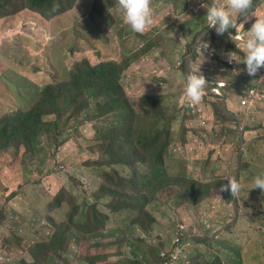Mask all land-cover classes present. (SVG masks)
<instances>
[{"label":"rangeland","instance_id":"374dc122","mask_svg":"<svg viewBox=\"0 0 264 264\" xmlns=\"http://www.w3.org/2000/svg\"><path fill=\"white\" fill-rule=\"evenodd\" d=\"M221 1L226 3V0ZM181 2L182 0H152L153 19L156 20L151 24L150 41H143L137 47L135 39H140L136 35H124L128 29L121 25L118 26L119 29H113V35L107 39L108 27H116L118 23V0H77L72 9L48 22L25 18L24 15L28 13L25 0H19L16 5L11 3L8 12L0 10V119L28 111L37 101V92L49 83L53 87L55 104L66 102L72 94L73 81L67 80L70 76L69 69L61 61L70 59L66 51L69 47L60 40L64 34L56 33L53 29L74 27L77 34H74L76 38L72 42V52H80V57H87L93 63L112 59L121 64L123 53L129 55L125 58L137 55L133 65L123 72L121 83L126 89L132 86L133 92L141 96H145L150 83L154 94H158L163 102V108L158 110L159 115L165 109L167 115L177 116L179 126H172L169 136L172 146L167 149V157L159 173L164 170L167 175L179 177L178 172L184 169L185 179L206 185L221 178L226 179L225 176L253 179L254 175L264 172V102H251L242 107L239 105L241 97L233 91L230 95L227 93L226 99L219 105L215 99L202 98V103L194 105L193 109L200 110L204 116H212L213 125L200 124L189 114L188 119L203 129L187 121L182 110L189 106L183 92L185 82L182 67L188 73L191 70L199 72L196 61L204 64L207 58L198 57L195 60L189 57L182 42L191 41V45L195 42L201 47L202 37L210 44L214 28L201 31L206 25L203 18L206 10L197 9L196 15L192 11L184 12L178 8ZM253 10L257 15L264 16V0L253 1ZM99 12H102L103 17ZM254 19L253 16L247 21L251 24ZM88 25L94 26L97 31H103L101 39H96L97 44L90 40L80 41V29L87 28ZM193 25H197L198 30H191ZM94 28H87V33L96 34ZM24 31L37 34L33 43H27L28 37ZM186 31L188 37H183ZM47 34L49 44L45 42ZM215 36L216 43L221 47L223 36L216 32ZM59 42L60 47L56 49ZM206 71V68L200 69V74L204 75L207 83L221 78L229 81L227 76L215 78L205 74ZM257 75L252 85L257 86L258 90H264V71L261 69ZM88 94V91H84L77 102L67 107L62 117H55L47 112L46 108L49 109L52 105L41 110L44 123L36 133L35 150L27 151L24 146L18 147L15 144L8 149L0 148V264H23L22 261L31 264L36 261L38 264H87V251H91V255L105 258L109 254L98 253L97 247L101 250L111 242L114 246L119 242L123 243L126 236L134 239V248L130 254L126 253V258L117 253L116 257L111 258H117L114 262L118 264H172L170 259L173 256L177 258L176 262L182 261L198 250V246L192 248V243L199 236H206L211 240L204 254H212L205 257L207 262L219 257L224 264H264V206L260 209L251 206L244 209L241 203L233 211L220 210L216 218L211 219L213 209L210 206L217 203L215 197L208 200L215 194L212 193L213 189L195 205L186 199V188L154 192L156 195L174 192L176 196L180 193L185 202L177 206L172 199L147 203L145 209L155 224L144 221L142 225L130 227L120 223L130 213H115L119 198L115 195L113 185L104 190L101 188L110 185L111 180L117 181V173L130 178L133 172L125 165L116 166L117 169L108 168L105 171L107 175L95 168L105 166L107 152L120 150L117 147L120 142L117 136L121 133L120 129L125 127L123 111H115L110 99H88ZM228 98L231 103H227ZM112 114L116 117L110 121L108 117ZM118 117L123 120L122 125L115 124ZM220 117H223V121ZM56 118L59 133H62L60 136L58 130L51 133L47 130L48 124ZM228 120L231 122L226 124ZM233 120L235 124L232 123ZM102 122L106 123V130H118L114 144L109 140H102V135L95 139L94 125L100 126ZM206 126L214 128L209 131ZM1 145L0 140V147ZM127 146L129 149V144ZM132 163L134 167L138 165L139 169H145L136 160ZM62 166H65L67 172L61 169ZM87 168L93 170L94 176L88 178ZM119 189L134 196L143 193L141 187L132 184ZM246 190L247 185H242L240 195L245 197ZM258 196L264 198V192H260ZM86 199L90 201L88 210L94 218L93 208H96L108 218L106 228L109 231L116 230L119 235H124L112 239L102 238L99 241L92 238L93 233L90 231L94 228L93 219L81 211ZM251 201L256 203L254 199ZM259 201L264 203V199ZM128 202L137 205L134 200ZM47 204H54L49 221L46 220ZM239 208L244 209V220L234 224L236 232L226 230L224 226L236 217ZM259 217L261 220L257 224L258 230L253 232L251 224ZM118 226L124 227L116 229ZM62 230L74 234V238L57 254L45 256L38 246L47 242L54 231ZM218 231L221 232L219 239H226V243L231 245L232 255L236 256L234 261L227 260L231 256L229 249H218L216 246L213 249L211 246L216 240L219 241L216 238ZM191 236L189 250L184 252L180 251L181 247H176L174 252L170 251L173 242H180L175 237H185L184 240H188ZM84 241L95 247L85 250ZM129 242L133 244L132 240ZM161 253L165 254L164 257L160 256ZM95 262L100 264L98 262L102 261Z\"/></svg>","mask_w":264,"mask_h":264},{"label":"trees","instance_id":"16d2710c","mask_svg":"<svg viewBox=\"0 0 264 264\" xmlns=\"http://www.w3.org/2000/svg\"><path fill=\"white\" fill-rule=\"evenodd\" d=\"M19 0H0V10L7 12V10L11 7V3L16 5V2ZM256 1V0H254ZM77 0H25L26 6L28 9L35 11L43 16L44 22H48L53 18L67 12L69 9L72 8L74 3ZM209 3L212 0H208ZM217 3H225L221 0H216ZM201 0H182L179 5V9H182L184 12H193V14H197L198 11H194L195 8L204 9L200 6ZM1 15V13H0ZM103 17V15L101 14ZM156 20L153 19V23ZM242 20V17L238 18V21ZM193 20H190L192 22ZM251 26L250 22L247 21V27L244 23V28L247 29ZM151 25H149L143 33H136V37L140 40L135 39V47L139 46L143 41L149 42L150 41V33L151 32ZM197 25H193L191 30H196ZM207 29V25H204L200 30L204 31ZM198 30V29H197ZM188 31V30H187ZM183 37H188V33ZM229 31L235 32V29H230ZM243 30H241L242 32ZM190 32V31H189ZM103 31H97V40L101 39ZM24 34L28 37L26 39L27 43H32L33 35L28 31H24ZM95 39V42H96ZM109 39V37L107 38ZM194 39V38H193ZM192 39V41H193ZM210 46L212 47V51L214 53L213 56V63L216 65H220L215 68H211V66H203L198 65L201 69L206 68L205 74H210L215 76V78H221L220 75L227 76L229 81L225 82V96L227 93L230 95L232 94V88L237 85H241L243 87L251 86L254 83V79L258 76H249L246 75V72L243 71L244 63L241 61L240 64V71L235 72L233 71V67L228 65L227 62V53L232 52L233 56L237 59L243 58V50L236 46V43L227 38V33L223 35L222 38V46L219 47L216 43L217 37L215 36V30L213 29V34L210 37ZM183 46L186 47V51L188 52L189 57H193L196 59V55L192 53L193 45H191V41L182 42ZM242 43V41H237V44ZM19 45V43H17ZM97 44V42L95 43ZM23 47H26L25 43H22ZM151 46V43L148 45ZM214 49V50H213ZM221 49V52L219 50ZM129 56L127 53L122 54V62L121 64L115 61H108L99 64V66H91L88 61L86 60L81 64L83 67L79 70L77 74V68L75 73L70 74L73 77L72 79V88H71V95L66 100L65 103L62 104H55L54 96H53V87L46 86L40 95V99L38 103L32 107L30 110L26 112H21L15 116H5L0 119V140L2 141L1 149H8L15 144L18 147L24 146L27 151H33L36 149L35 141H36V133L38 129L42 126L43 122V114L41 110L48 105H52L49 109L46 108L47 112L55 117H62L64 112L66 111L67 107L73 105L77 100L82 96L84 91H88L89 94L87 96L88 99L100 100V99H110L112 104V108L115 111L121 112L123 111V117L125 122V127L121 128V133L117 136L118 130L115 129L114 132L111 130L105 129L104 122L101 125H94V129L96 131L95 139H99V136L102 135L101 139L104 141L109 140L111 144L116 142V136L120 140L117 144L119 147V151H109L106 153L105 159V166L95 168L97 170H101L104 175H107L105 172L108 168H116V166L125 165L128 166L132 172L133 176L127 178L125 176L119 175L117 173V181H110V185H104L101 189L104 190L105 188L113 185V190L115 192L116 197L119 198V203H117V210L115 213H130L126 216V218H122L120 223H123L124 226L134 227L138 224H143L144 221H148V223L155 224L154 220L150 218L149 212L145 209L147 203H151L152 201L161 200L166 202L170 199L175 200L174 205H180L183 203V197L178 193L168 192L164 195H156L154 192H158L164 189H180L186 188L187 189V200L192 204H198L201 202L205 196H208L211 190L213 189L212 193H215L211 196L208 200H217V203H212L210 206L213 211H211V219L216 218L217 212L220 210H229L233 211L234 207H238L242 200L245 197L241 196L239 193L238 197H232L230 191H221V185L227 184V179H219L213 183H207L206 185H202L200 183H195L192 180L185 179V170L182 169L178 172L180 175L177 176H170L167 175L164 170L160 173L159 171L162 169L164 164V160L167 157V149L168 147L172 146L169 136L172 129L173 124L175 126H179L178 118L175 115H167L166 110L163 109L159 115V111L163 108V102L160 100L158 94H154V89L152 88L151 84L148 83L147 88L145 90V96H141L136 94L134 88L126 89L123 84L121 83L123 72L130 68L137 55L130 56L129 58H125ZM182 77H185L188 74L185 69L182 67ZM264 71V69H262ZM86 80V81H85ZM219 80H223L222 78ZM263 83V81H262ZM212 84L206 83L205 86V93L203 95V99L206 100L207 98L215 99L218 102V105L224 102L221 97L216 96L215 94L210 92ZM160 89V88H159ZM158 89V90H159ZM229 97V96H228ZM226 98V97H225ZM230 103L229 98L227 99V103ZM202 103V99L199 104ZM89 104V103H88ZM226 104V101L225 103ZM214 105V104H212ZM215 106V105H214ZM222 107V105H221ZM186 114L187 121L189 124H194L197 128H202L197 125L194 121L188 119V114L190 115L188 108L185 106V109H182ZM191 116V115H190ZM116 117L115 114L110 115L108 118L110 121ZM212 120V116H208ZM185 119V118H183ZM222 120L223 117H220ZM223 121V120H222ZM213 122V120H212ZM231 121L228 120L226 124H229ZM235 124V121H232ZM115 124L122 125L123 120L118 117ZM209 126V125H208ZM212 126V125H210ZM209 131L214 127H206ZM105 131L103 132L102 130ZM203 129V128H202ZM47 130L51 132H56L58 130L59 133V123L57 118L50 122L47 126ZM62 133H59V136ZM127 144H129V149ZM133 160H136L138 163L143 164L145 169L133 166ZM131 162V163H130ZM133 167V169L131 168ZM61 169L64 172H67L65 166H62ZM255 176V175H254ZM236 180L242 185H247V190L245 196H251L253 193L252 191L254 188L250 189L252 186L253 179H240L236 178ZM136 185L142 188L143 193L134 196L129 194L123 189H119V187H123L126 185ZM181 199V200H180ZM128 200H134L137 205H132L128 202ZM88 202V203H87ZM89 199L85 200V203L81 206V211L87 215L88 218L93 219V226L94 228L90 231L93 233L92 238L96 241L101 240L102 238L112 239L114 237L123 236L119 235L118 232L109 231L106 228L107 219L102 214H100L96 208H93L96 218L93 217L92 213L88 210ZM57 204V203H56ZM53 205L47 204L46 205V220L49 221L51 219V210ZM263 208V206H260ZM146 210V211H145ZM136 213L134 214L132 213ZM207 212V211H206ZM208 213V212H207ZM245 218L244 209L239 208L236 213V217L228 222L224 228L226 230L236 232L233 229V226L236 222H242ZM261 218H255L254 222L251 224L252 231L257 232ZM210 222V221H209ZM210 225V223H209ZM124 226H118L116 229H120ZM109 231V232H108ZM101 232H108L107 234H103ZM242 234V233H241ZM74 238V234L68 233L64 230L57 232L54 231L53 235L50 239L40 244V247L45 256H50V254L55 253L57 254L58 251L63 248L65 245L67 247V242ZM192 236L188 240H184L185 237H179L180 242L178 244H172L170 247V251L174 252L176 250V246H180L186 250L191 248ZM198 240L192 243V248H196L198 246V250L191 256V253L188 255L190 257L186 258V261L191 262L192 264H222L219 260L213 258L211 262H207L205 257L207 255H212L210 253L205 254V249L211 243L209 237L206 236H199L197 237ZM134 239H132L133 241ZM221 241L226 242V239H220ZM129 237L126 236L123 243L114 244L108 243L106 247H103L101 250L100 247H97L96 250L98 253L105 252L108 253L105 258H101L100 255H91V251L86 252V262L87 264H96L95 261L101 260L102 262H98L100 264H118L114 262L117 258L111 259L115 254L122 255L126 258V253H131V243L129 242ZM194 241V240H193ZM71 242V241H70ZM85 250H92L93 245H89L86 241H84ZM80 244V242H77ZM112 246H114L112 248ZM213 249L216 246L214 242L212 245ZM119 251H121L119 253ZM159 255L157 251V256ZM121 257V256H118ZM168 257V255H167ZM169 258V257H168ZM1 259V258H0ZM162 260H167L166 258H162ZM39 261V259H38ZM85 262V263H86ZM23 264H31L27 263L26 261H22ZM34 264H38L37 261Z\"/></svg>","mask_w":264,"mask_h":264},{"label":"clouds","instance_id":"9594fccd","mask_svg":"<svg viewBox=\"0 0 264 264\" xmlns=\"http://www.w3.org/2000/svg\"><path fill=\"white\" fill-rule=\"evenodd\" d=\"M253 1L254 0H226V3H217L216 0H212V2L209 3L208 0H201L200 3V6L206 10L205 14L203 15V18L204 21L206 22L207 28H214L216 34L220 36H223L225 33H227V38L234 41L236 43V46L243 50L244 54L242 59L235 58L232 52L227 53V59L229 60V62L234 61L236 63V66L230 65L233 67V71L235 72L240 71L239 62L242 61L245 66L243 71H245L249 76H255L258 72H260L261 69H264V16H259L255 13V11L253 10ZM74 6L75 3L72 6V8ZM197 9L198 7L195 8L194 11H196ZM99 13L101 16L102 12ZM116 15L118 18V23L116 27H108V37L113 35V29H119L118 27L119 25H121L122 27H126L128 29L127 32H124V35H126L127 37H134L135 32L143 33L146 30V28L153 23L154 7L152 0H118V9H116ZM113 16H115L114 13ZM253 16L255 17V19L251 23V26L245 29L244 23L247 20L251 19ZM24 17L29 19H36L38 21H40V19H43V16L41 14L39 15L31 11L30 9H28V13L25 14ZM239 17H242V20L238 21ZM86 27L94 28V26H89V25ZM32 28L33 27H30V29ZM87 28L80 29L81 32L80 41L83 42L85 40H90L95 42V39L97 37V32L96 34L89 35L87 33ZM230 29H235V32L229 31ZM53 30L56 33L59 32V34H64V37H60V40L62 39L65 42L66 47L68 45L69 48L68 49L66 48V51L69 53L70 59L61 62H63L66 67H68L70 74L75 73L76 68L78 74L79 70L83 68L81 64L86 60L91 66H99V64L101 63L112 60V59H102L93 63L87 57H80L81 56L80 52H76V51L72 52V42L74 38H76L74 36V34L76 33L74 27H64L63 29L55 28ZM241 30L243 31L241 32ZM95 31L97 30L95 29ZM36 36L37 34L33 35L34 38ZM201 40L203 41V43L201 45L200 51L202 49H210L209 41L202 39V37ZM237 41H242V43L237 44ZM45 42L49 44L48 34L45 36ZM59 47H60V42L56 45V49H58ZM192 53L196 55L195 60H197L198 55L195 53L194 50H192ZM201 53L204 57L202 51ZM73 59H75L74 62H72ZM196 63L198 65L210 66L206 63L199 64L197 61ZM218 66L220 65L214 64V66H211V68L213 69ZM197 69H199V72L196 70H191L186 75L185 83L183 86L184 96L189 106L198 105L205 93V86L207 81L204 75L200 74L201 68L199 67ZM208 78L209 80H211V77ZM72 79L73 77L69 76V79L67 80L71 81ZM219 82L224 83L223 86L221 87L223 90V96H218L212 91V88L216 86V83ZM211 84L212 86L210 88V92L218 97H221L223 100L226 99L225 90H224L225 87L224 80L215 79V81H212ZM50 85L51 84L49 83L45 86H50ZM243 89H254L256 91V96L253 99H248L245 105L250 104L251 102L253 104L264 102V90H262V88L261 90H258L257 86L255 85H251L247 87L237 85L232 88V91L242 99V97L245 96V93L242 92ZM42 90L43 89L37 92V101L32 105V107H34L38 103ZM261 94L263 96H260ZM239 105L242 107L245 106L242 105L240 102ZM189 106L186 107L188 108V111L190 113ZM204 118L206 120L205 123L206 125H213V122L209 117L204 116ZM195 120L198 121L200 124H202L200 120L197 119ZM87 169H88L87 172L88 178L89 176H94L93 170L89 168ZM224 178L227 179V184L221 185V191H230L232 197H238L241 191V184L233 177L225 176ZM252 188H254L253 191L255 193H253L251 196H245V199L241 201V203L244 206V209L250 208V206L253 207L254 209H260L261 208L260 206H264V203L262 201H259L264 198L258 196L260 192H264V172H260L254 176L252 181V187L250 189ZM251 199H254L256 203H252ZM260 217H262V215ZM220 235L221 232L218 231L216 234V238L219 239ZM134 243L135 242H133V244L131 245L134 246ZM215 243L218 249L227 248L230 250L231 256L228 257L227 260L234 261L236 259V256L232 255L231 245H228L226 242L221 241L220 239L219 241L216 240ZM172 244L175 243L173 242ZM214 258L219 260L222 264H224L219 257H214ZM175 264H192V263L183 259L182 261L179 262L177 261Z\"/></svg>","mask_w":264,"mask_h":264},{"label":"built area","instance_id":"2783aa9c","mask_svg":"<svg viewBox=\"0 0 264 264\" xmlns=\"http://www.w3.org/2000/svg\"><path fill=\"white\" fill-rule=\"evenodd\" d=\"M200 46H197V43L194 44V47H193V50L195 51V53L198 55V57H203L201 51L203 52L204 54V57L207 58V62L206 64L210 65V66H214V63H213V53L210 49H202L200 51ZM228 64L229 65H233V66H236V63L234 61H231L229 62L228 61ZM224 83L222 82H219V83H216V86H214L212 88V91L217 94L218 96H223V90H222V86H223ZM241 90V88H240ZM243 93H245V96L242 97L240 103L242 105H245L247 103V100L248 99H253L255 96H256V91L254 89H243L242 90ZM260 96H263L262 94ZM189 110H190V114L192 115V117L194 119H197V120H200L202 124H205L206 123V120L204 118V115L201 113L200 110H194L193 109V106H189ZM183 229V228H182ZM179 237H175V240L178 241ZM180 240V239H179ZM175 244H178L179 242H174ZM180 247V246H178ZM180 251H184V249L181 247V250ZM187 254H188V251H187ZM164 253H161L160 256L164 257ZM176 260L177 258L176 257H171L170 261L172 262V264H175L176 263Z\"/></svg>","mask_w":264,"mask_h":264},{"label":"crops","instance_id":"0c3cea01","mask_svg":"<svg viewBox=\"0 0 264 264\" xmlns=\"http://www.w3.org/2000/svg\"><path fill=\"white\" fill-rule=\"evenodd\" d=\"M133 248H134V247L131 245V250H133Z\"/></svg>","mask_w":264,"mask_h":264}]
</instances>
